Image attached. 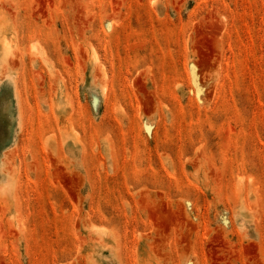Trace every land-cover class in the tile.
Here are the masks:
<instances>
[{"label":"rangeland","instance_id":"1","mask_svg":"<svg viewBox=\"0 0 264 264\" xmlns=\"http://www.w3.org/2000/svg\"><path fill=\"white\" fill-rule=\"evenodd\" d=\"M0 264H264V0H0Z\"/></svg>","mask_w":264,"mask_h":264}]
</instances>
